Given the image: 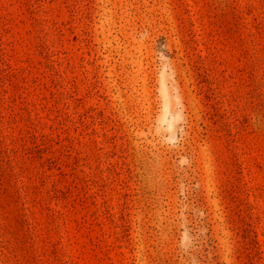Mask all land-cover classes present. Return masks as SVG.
Instances as JSON below:
<instances>
[{
	"label": "rangeland",
	"instance_id": "rangeland-1",
	"mask_svg": "<svg viewBox=\"0 0 264 264\" xmlns=\"http://www.w3.org/2000/svg\"><path fill=\"white\" fill-rule=\"evenodd\" d=\"M0 264H264V0H0Z\"/></svg>",
	"mask_w": 264,
	"mask_h": 264
}]
</instances>
